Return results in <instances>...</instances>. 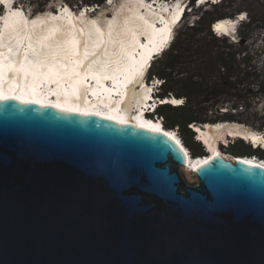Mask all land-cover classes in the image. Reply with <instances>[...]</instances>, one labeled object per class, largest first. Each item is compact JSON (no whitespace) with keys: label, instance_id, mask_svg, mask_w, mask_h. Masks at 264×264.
I'll use <instances>...</instances> for the list:
<instances>
[{"label":"water","instance_id":"95a60500","mask_svg":"<svg viewBox=\"0 0 264 264\" xmlns=\"http://www.w3.org/2000/svg\"><path fill=\"white\" fill-rule=\"evenodd\" d=\"M186 156L146 126L0 95V264H264V167L216 155L191 184Z\"/></svg>","mask_w":264,"mask_h":264},{"label":"bare ground","instance_id":"6f19581e","mask_svg":"<svg viewBox=\"0 0 264 264\" xmlns=\"http://www.w3.org/2000/svg\"><path fill=\"white\" fill-rule=\"evenodd\" d=\"M150 1L153 0H128L116 10L115 17L107 19L104 24L90 16V11L94 8L96 11L97 7H91V10L79 16L78 11L72 10L68 4L64 6L69 11L68 17L63 12L44 11L34 22H28L26 13L23 14L26 10L16 7L14 1L13 10L0 17V80H4V74L9 72L8 80L11 79L18 88L13 90L6 84L0 88L1 96L32 100L30 95H33L36 98L32 100L34 102L62 108L68 105L77 112L111 116L126 124L146 126L177 137L174 130L166 129L162 123L145 115L144 109L156 98L151 96L144 75H138L152 61L146 54L169 39L180 11L179 8L170 9L166 15L163 4L155 1L152 6ZM238 17L241 19H236L241 22L246 15L242 13ZM236 23L231 18L219 19L214 23V28L219 33H225L223 36L231 35ZM22 70L34 76L26 81L18 79V76L15 78ZM134 78L135 84L124 92L122 86ZM43 80L48 83L44 84ZM137 85L139 88L135 90ZM87 88L96 95L107 93L92 101H85L86 97L83 96L81 100L74 97L77 91L84 95ZM63 89L67 90L68 98L59 96V91ZM10 91L13 94H9ZM52 94L55 96L51 97ZM126 94L128 99L123 102L122 96ZM172 99H162V103L169 104ZM205 125L201 127L196 124L195 127L208 145L207 155L193 157L187 150V163L181 167V173L190 182H193L196 169L216 155L264 167L262 159L234 157L217 150L221 140L229 146L232 138L254 143L261 148L264 133L235 122L221 121Z\"/></svg>","mask_w":264,"mask_h":264},{"label":"trees","instance_id":"16d2710c","mask_svg":"<svg viewBox=\"0 0 264 264\" xmlns=\"http://www.w3.org/2000/svg\"><path fill=\"white\" fill-rule=\"evenodd\" d=\"M19 1H22L23 7L31 5L33 12L37 14L46 11L53 0ZM194 1L190 0L193 9ZM233 1L223 0L211 5L214 11L202 12L194 25L187 26L184 32L179 33L171 48L155 61L151 71V77L165 80L158 92L160 98L186 99L184 106L163 104L158 108V114L163 117L166 129L175 130L178 127L180 138L194 157L205 156L207 152L196 140L191 124L241 122L253 124L260 131L264 130V123L257 124L259 118L249 116L245 119L239 110L242 104L247 106L248 98H264V62L259 55L260 60L255 56L259 51L250 47L255 43V32L264 29V3L259 0L260 7L242 6L233 12L214 15L215 10L225 9ZM106 2L107 0H63L60 4H69L79 10L87 6L100 7ZM244 11L247 15L240 22L237 40L218 36L213 31L212 26L219 19H236ZM211 102H217L218 110L212 109L215 103L210 105ZM230 102H235L231 106L235 112L228 109L226 112L221 111ZM240 141V145L235 143L264 159V149H254L248 143Z\"/></svg>","mask_w":264,"mask_h":264},{"label":"rangeland","instance_id":"374dc122","mask_svg":"<svg viewBox=\"0 0 264 264\" xmlns=\"http://www.w3.org/2000/svg\"><path fill=\"white\" fill-rule=\"evenodd\" d=\"M62 1L63 0H53L48 5V7L46 8V11H53V12H56L57 11V12H59V8L61 7L60 2H62ZM127 1L128 0H107L106 4L103 5V6H100V7L98 6L97 7L98 9L96 11H95V8H94L93 9L94 11L91 12L90 16L93 19L95 18L99 22H101V23L104 24V22L107 19H113L115 17L116 10L118 8H120L121 6H124L125 5V2H127ZM174 1H177V0H174ZM180 1H182V2H189L190 0H180ZM260 1L262 3H264V0H260ZM21 2L22 1L17 0L16 7H18V8H24L26 10V12L25 11L24 12L26 13V15L28 17H31L32 18L34 16L32 19H34V18L37 19V17H39V15L41 13L35 14L33 12V10H32L31 5H27L26 7H23L24 5H22ZM230 4L231 5H228V7L225 8V9L215 10L216 13L214 15H217V14L223 13V12H233L235 9H238V8H240L242 6H257V7H260L261 6V5H259L260 4L259 3V0H234ZM68 7L71 8V6H68ZM87 7H89V6H87ZM71 9L74 10V11H79L80 10V9L78 10L77 7H72ZM85 9H87V8H84L83 7L82 10H85ZM88 10H91V8L88 9ZM206 10H213L214 11V8L211 7V6H206V7L194 6V9L187 13L186 19L182 22L181 26L178 27V29L176 30L175 36H174V40L178 37V35H179V33L181 31L184 32L186 30V27L187 26L193 25L194 22H196L199 19V17L202 15V12H204ZM242 13H245V15H247V12L246 11H244ZM223 19H225V18H223ZM231 19H234V18H231ZM245 19H246V17H245ZM239 28H240V21H238L235 24V26L232 28V30H231L232 31L231 37L230 36H228V37H230L232 40H234V38H236V40H237L239 38L238 37V30H239ZM212 29H213V26H212ZM213 31H214V29H213ZM232 37H234V38H232ZM253 39H254L255 43H253L252 46H250V47L251 48L252 47L253 48H256L259 51V53L256 54L255 56L257 57V60H260V58H261V60L264 62V29H258L255 32V35H254ZM174 40H173V42H174ZM258 55L260 56V58H258ZM158 60L159 59H157L156 62ZM262 67H263V72H264V63L262 65ZM153 77L154 76L151 77V75H150L148 78H149V80H151V78H153ZM214 103H215V105H214V108H212V109L214 111H216V110H218V107H219L217 105V102H211L210 105H213ZM234 103L235 102H230L229 105H226V106H224V108H221V111L226 112V111L229 110L230 112H233L234 113L235 110L231 108V106ZM246 104H247V106H245L244 104H242L239 107V110L244 114V118L247 119L249 116L250 117H254V118H259L257 120V124H263L264 123V98H256V99H249L248 98ZM210 114H211V112H210ZM148 118H150V117H148ZM235 123L242 124V125L246 126L249 129L256 130V131H259V132L264 133V130L260 131V130L256 129V127L253 124H247V123H241V122H235ZM221 141H220V143H221ZM224 144H225V142H224ZM188 150H190V149L188 148ZM190 154H191V156H193V153L191 152V150H190ZM231 155L234 156V157H241V158H255V159L257 158V156H255V157H253V156H245V157H243V156H237V155H234V154H231ZM257 159L259 160V158H257ZM261 161H264V160H261ZM182 175H183V173H182ZM183 177H184V179L188 183H191V184L197 183V181H198V178H197L196 175L193 176V182H190L187 179L186 176L183 175Z\"/></svg>","mask_w":264,"mask_h":264},{"label":"built area","instance_id":"2783aa9c","mask_svg":"<svg viewBox=\"0 0 264 264\" xmlns=\"http://www.w3.org/2000/svg\"><path fill=\"white\" fill-rule=\"evenodd\" d=\"M193 25H194V24H193ZM214 31H215V29H214ZM215 33H218V34H219L218 31H215ZM145 82H146L147 84H149L150 87H151L152 89H155L156 92H159V90H161V88H162V87H160V85H161V84H164L165 80H162V79H159V78L153 77L151 80L146 79ZM177 100H178V101H177V102H174V104H180V103L185 104V102H186V99H185V98L177 99ZM152 103H155V102H152ZM151 105H152V104H149L150 107H151ZM155 105H158V104L156 103ZM175 107H179V106H175ZM152 109H153V107H152ZM145 110H146V112H147V113H145V115H147L148 117H150V118H152V119H154V120H157L158 122L164 124V121H163V117H162V116H160L159 114H151V111H152V110L150 111V110L148 109V107H146ZM174 131L176 132V135L179 136V129H178V127H177ZM179 137H180V136H179ZM234 140H235V139H232V142H231V143H234ZM224 146H225V147H229L228 145H225V144H224ZM262 148L264 149V144H262Z\"/></svg>","mask_w":264,"mask_h":264},{"label":"flooded vegetation","instance_id":"af4514ba","mask_svg":"<svg viewBox=\"0 0 264 264\" xmlns=\"http://www.w3.org/2000/svg\"><path fill=\"white\" fill-rule=\"evenodd\" d=\"M44 104H48V103H45V102H43ZM231 140V139H230ZM232 141V140H231ZM239 143V145H240V143H241V141L240 140H234V143H230V146L229 147H224L223 145L224 144H222V146L220 147V151L224 154H227V153H229V154H234V155H237V156H253L254 155V153H252L251 151H249V150H246V149H243V148H241L239 145H237L236 143ZM224 143V142H223ZM262 148V147H261ZM259 149V148H258ZM263 149V148H262ZM207 152V151H206ZM255 156H257V158H259V159H262L261 157H260V155L258 154V155H254V157ZM194 157V156H193ZM262 160H264V159H262Z\"/></svg>","mask_w":264,"mask_h":264},{"label":"clouds","instance_id":"9594fccd","mask_svg":"<svg viewBox=\"0 0 264 264\" xmlns=\"http://www.w3.org/2000/svg\"><path fill=\"white\" fill-rule=\"evenodd\" d=\"M176 30H177V29H176ZM176 30H175V32H176ZM175 32H174V36H175ZM173 38H174V37H173ZM171 46H172V45H171ZM170 48H171V47H170ZM170 48H169V49H170ZM150 75H151V72H150L149 76H150ZM149 76H148V77H149ZM147 79H149V78H147ZM151 79H152V78H151ZM162 87H163V86H162ZM1 92H2V91H1ZM109 115H110V114H109ZM204 150H205V149H204ZM205 151H206V150H205Z\"/></svg>","mask_w":264,"mask_h":264}]
</instances>
